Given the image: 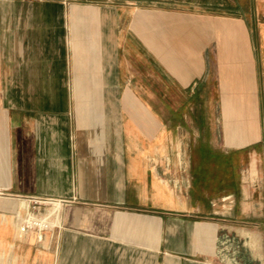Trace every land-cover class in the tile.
I'll return each instance as SVG.
<instances>
[{
	"label": "crops",
	"instance_id": "obj_1",
	"mask_svg": "<svg viewBox=\"0 0 264 264\" xmlns=\"http://www.w3.org/2000/svg\"><path fill=\"white\" fill-rule=\"evenodd\" d=\"M0 264H264V0H0Z\"/></svg>",
	"mask_w": 264,
	"mask_h": 264
},
{
	"label": "built area",
	"instance_id": "obj_2",
	"mask_svg": "<svg viewBox=\"0 0 264 264\" xmlns=\"http://www.w3.org/2000/svg\"><path fill=\"white\" fill-rule=\"evenodd\" d=\"M50 201L48 200H40V199H31L30 203L32 208L39 207L45 204H48ZM35 213H31L25 218H23V229H39V230H46L49 229V219L45 217H36Z\"/></svg>",
	"mask_w": 264,
	"mask_h": 264
},
{
	"label": "rangeland",
	"instance_id": "obj_3",
	"mask_svg": "<svg viewBox=\"0 0 264 264\" xmlns=\"http://www.w3.org/2000/svg\"><path fill=\"white\" fill-rule=\"evenodd\" d=\"M47 205H50L49 203L48 204H45V206L43 205V208H46V209H42L41 213H35L34 215H36V217H45L46 213L50 210L49 206ZM58 212V208L57 206H54ZM38 210V209H37ZM59 213V212H58ZM47 219H49V226H52L53 224H55L57 221H58V217H55L53 215V217H47Z\"/></svg>",
	"mask_w": 264,
	"mask_h": 264
},
{
	"label": "bare ground",
	"instance_id": "obj_4",
	"mask_svg": "<svg viewBox=\"0 0 264 264\" xmlns=\"http://www.w3.org/2000/svg\"><path fill=\"white\" fill-rule=\"evenodd\" d=\"M36 216V215H35Z\"/></svg>",
	"mask_w": 264,
	"mask_h": 264
}]
</instances>
